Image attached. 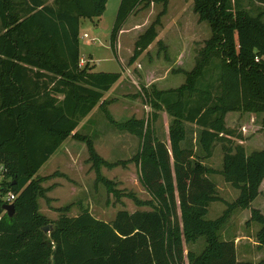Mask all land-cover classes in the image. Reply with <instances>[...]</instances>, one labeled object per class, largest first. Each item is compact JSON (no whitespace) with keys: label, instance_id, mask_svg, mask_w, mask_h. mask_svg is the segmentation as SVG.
I'll use <instances>...</instances> for the list:
<instances>
[{"label":"trees","instance_id":"1","mask_svg":"<svg viewBox=\"0 0 264 264\" xmlns=\"http://www.w3.org/2000/svg\"><path fill=\"white\" fill-rule=\"evenodd\" d=\"M145 1L120 0L109 35L111 49L128 17ZM231 2L194 0V11L208 23L211 35L196 49L193 68L177 70L185 75L184 83L168 89L142 84L151 117L120 121L106 109L103 93L121 73L96 71L89 61L80 65L81 20L100 17L107 0H0V165L5 169L0 264H264V257L256 263L238 260L234 240L219 235L230 210L248 209L247 223L260 225L257 241L264 247V214L251 206L264 180V148L246 152L235 141L242 135L225 123L228 112H263L264 125V0H249L245 7ZM156 23L135 40L130 63L156 40ZM158 43L167 54L166 45ZM96 105L118 131L138 138L130 161L138 166L148 200L117 189L100 172L101 166L128 161H107L91 137L75 131ZM160 111L171 116L168 141L153 126ZM185 123L196 126L194 144ZM68 137L85 143L96 180L108 192L151 209H119L109 221L83 205L70 215L72 203L55 208L56 219L42 214L38 199L50 201L42 182L60 173L37 172ZM217 143L223 153L220 170L202 162ZM212 173L239 190L233 201L218 196ZM9 192L15 195L11 216L3 209ZM217 200L227 208L217 219H207L210 202ZM47 224L52 225L49 232L42 230ZM200 237L204 249L185 253L184 244Z\"/></svg>","mask_w":264,"mask_h":264},{"label":"rangeland","instance_id":"2","mask_svg":"<svg viewBox=\"0 0 264 264\" xmlns=\"http://www.w3.org/2000/svg\"><path fill=\"white\" fill-rule=\"evenodd\" d=\"M231 1L232 4L239 3L245 7L249 0ZM118 4L119 0H107L105 11L100 17L81 20L80 58L85 59L84 64L89 61L96 71L121 73L120 79L103 93L105 107L113 118L120 121L130 117L149 119L152 110L143 98L141 85L155 84L159 89H168L184 83L185 75L177 70L193 68L196 49L210 37V26L206 21L199 20L198 14L194 11V0H146L126 20L113 50L110 47L109 35ZM163 9L165 13L160 14ZM156 19L158 33L156 40L135 62L130 63L129 58L133 53L135 40ZM84 34H87V37H84ZM159 39L166 45L167 54L160 49ZM165 55L168 59H165ZM252 114L255 115L244 112L238 116L234 111L225 117L226 125L242 135V139L235 138V141L241 143L248 153L264 148L263 112H252ZM170 124L171 116L165 111L158 112L153 126L159 138L168 141ZM185 126L187 135L194 144L196 126L191 123H185ZM75 131L91 137L96 151L107 161H128L126 165L100 168L102 175L115 181L117 189L133 191L142 200L150 198L149 193L140 183L138 166L130 161L139 146L136 136L129 132L118 131L107 120L103 109L98 105L80 119ZM68 141L62 143L60 149L38 171V174L42 175L63 167L68 175L66 180L59 177L50 180L52 187H56L53 197H49L50 201H47L46 197L41 198V208L49 217L56 219L59 212L55 208L70 203H72L70 215H76L79 206L83 205L88 207L95 217L105 221L113 219L119 209L129 211L151 209L149 205L137 206L126 196H121L118 200L113 192H108L105 186L96 180L97 172L88 160L89 154L84 142L77 139L70 140L67 147L72 157L68 156L70 154L68 152L60 157ZM194 149L198 150L196 145ZM68 162L73 164H67ZM202 162L213 169L222 168L223 153L220 143L214 147L213 155ZM209 176L216 183L219 197L231 202L238 196L239 190L225 182L221 174L212 173ZM260 191L251 202V206L258 208L264 214V180ZM226 208L224 201L210 202L206 218L217 219ZM249 217L248 209L230 210L220 227L219 235L222 239L234 240L238 260L256 263L264 257V247H260L257 241L260 225L254 221L247 223ZM204 247L203 237L193 243L184 244L185 253L188 249L200 252Z\"/></svg>","mask_w":264,"mask_h":264},{"label":"crops","instance_id":"3","mask_svg":"<svg viewBox=\"0 0 264 264\" xmlns=\"http://www.w3.org/2000/svg\"><path fill=\"white\" fill-rule=\"evenodd\" d=\"M50 2H51V0H49ZM119 2H120V0H119ZM119 5V4H118ZM207 39V38H206ZM90 63V62H89ZM162 89V88H161ZM235 112H237L238 113V116H240V115H242V114H244V112H239V111H235ZM232 113H234V111H232V112H228L227 114H232ZM245 113H248L249 115H255V114H252V112H245ZM226 114V115H227ZM226 117V116H225ZM254 118V117H253ZM252 121V120H251ZM66 140H69L68 142H67V144H66V147L65 148H63L62 149V151H61V153H60V157H62L63 156V154H64V156H65V154L68 152V153H70V151H69V148L67 147L68 146V144H69V142H70V140H74L73 138H71V137H68V138H66L62 143H64ZM62 145V144H61ZM60 145V146H61ZM60 146H59V148L56 150V151H58L59 149H60ZM55 151V152H56ZM54 152V153H55ZM53 153V154H54ZM52 154V155H53ZM51 155V156H52ZM51 156L48 158V160L51 158ZM68 156H70V157H72V154L70 153ZM47 160V161H48ZM46 161V162H47ZM45 162V163H46ZM44 163V164H45ZM44 164L40 167V169L44 166ZM67 164H70V165H72L73 163H71V162H68ZM61 165V164H60ZM67 166V165H66ZM39 169V170H40ZM38 170V171H39ZM54 172H56V171H52V172H48V173H46V174H42V175H39L38 174V172H37V175H39V176H47V175H51V174H53ZM57 172L58 173H60V174H58V175H56V176H54V177H51V178H49V179H47V180H45V181H43L42 182V185L45 187V188H47L48 189V191L46 192V196L47 197H53V192H54V190L56 189V187L54 188V187H52V183H50L51 181L50 180H53L54 178H61V179H63V180H66L67 178H68V175H67V172H66V170L63 168V167H61V169L60 170H57ZM41 198H43V197H40L39 199H38V205H39V211H40V209H42L41 208ZM50 210V209H49ZM42 211H43V209H42ZM41 212V211H40ZM42 214H44L45 216H47L48 218H51V217H49V215L47 214V213H45L44 211L43 212H41ZM52 219V218H51Z\"/></svg>","mask_w":264,"mask_h":264},{"label":"water","instance_id":"4","mask_svg":"<svg viewBox=\"0 0 264 264\" xmlns=\"http://www.w3.org/2000/svg\"><path fill=\"white\" fill-rule=\"evenodd\" d=\"M3 209L7 212V214L9 216L13 215L14 213V205L13 203H5L3 204ZM52 229V225L51 224H47L45 226L42 227V230L45 232H49Z\"/></svg>","mask_w":264,"mask_h":264},{"label":"built area","instance_id":"5","mask_svg":"<svg viewBox=\"0 0 264 264\" xmlns=\"http://www.w3.org/2000/svg\"><path fill=\"white\" fill-rule=\"evenodd\" d=\"M83 36H84V37H87V34H84ZM255 59L258 60L257 57H256ZM84 60H85L84 58H80V65L84 64V63H83ZM4 170H5V169L3 168V166L0 165V180L2 179L3 171H4ZM14 198H15V195H14V193H12V192H9V193L7 194V196H6V200H7L8 203H11V201H13Z\"/></svg>","mask_w":264,"mask_h":264}]
</instances>
